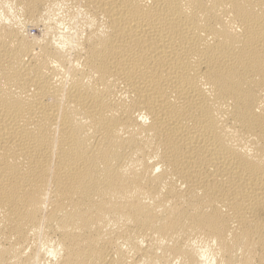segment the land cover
I'll return each mask as SVG.
<instances>
[{"label":"bare ground","instance_id":"1","mask_svg":"<svg viewBox=\"0 0 264 264\" xmlns=\"http://www.w3.org/2000/svg\"><path fill=\"white\" fill-rule=\"evenodd\" d=\"M0 264H264V0H0Z\"/></svg>","mask_w":264,"mask_h":264},{"label":"rangeland","instance_id":"2","mask_svg":"<svg viewBox=\"0 0 264 264\" xmlns=\"http://www.w3.org/2000/svg\"><path fill=\"white\" fill-rule=\"evenodd\" d=\"M31 32L34 33L33 29H31Z\"/></svg>","mask_w":264,"mask_h":264}]
</instances>
